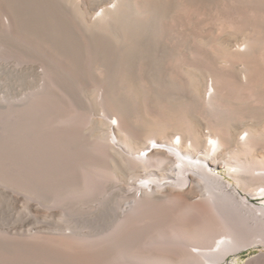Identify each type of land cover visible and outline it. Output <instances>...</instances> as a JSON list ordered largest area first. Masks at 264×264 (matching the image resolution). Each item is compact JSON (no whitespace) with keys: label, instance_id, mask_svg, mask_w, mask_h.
I'll use <instances>...</instances> for the list:
<instances>
[{"label":"bare ground","instance_id":"6f19581e","mask_svg":"<svg viewBox=\"0 0 264 264\" xmlns=\"http://www.w3.org/2000/svg\"><path fill=\"white\" fill-rule=\"evenodd\" d=\"M38 1L73 32L77 60L40 45L41 56L18 58L1 42L4 60L16 62L9 87L35 81L34 97L59 96L62 145L69 133L90 147L85 178H110L105 187L118 190L102 235L69 228L75 239L58 243L104 255L103 264H231L252 248L260 251L245 264H264V0ZM9 4L0 0V11L16 34ZM90 91L101 114L78 131L86 116L75 94ZM29 101L9 103L21 121ZM6 193L21 227L42 214L22 193Z\"/></svg>","mask_w":264,"mask_h":264},{"label":"rangeland","instance_id":"374dc122","mask_svg":"<svg viewBox=\"0 0 264 264\" xmlns=\"http://www.w3.org/2000/svg\"><path fill=\"white\" fill-rule=\"evenodd\" d=\"M3 1L14 6L17 33L6 28L7 19L0 11V44L7 43L20 49L21 55L18 58L41 56L40 49L34 47L40 45L41 49L43 47L54 49L53 52L59 57L77 60V43L73 32L64 27L57 15L45 11L38 0ZM11 61L4 60L0 53V264H103L108 259L106 256L96 258L88 255L79 256L71 249L60 245L58 240L69 238L70 241L74 237L66 236L71 232L69 228L80 231L83 235H92V232L102 235L111 223L104 206L111 202L108 196L117 193L118 190L115 187L112 189L105 187V184L113 181L110 178L102 179L103 187L99 183L101 186H92L88 178H85L88 176L84 171L90 170L91 154L88 151L90 147L83 145L82 142L77 146L72 142L73 138L69 133L66 134L65 146L62 145L58 129L60 126L58 111L61 109L59 96L45 94L41 99L34 97V90L37 88V82L33 81L34 70L30 69L25 73L27 79L33 82L20 85L17 93H12L8 84L12 74L8 68L10 69L16 62ZM2 67L6 69L3 70ZM64 81L72 87L73 80L66 78ZM24 94L30 96V101L25 112L26 117L21 121L22 119L15 117L12 112L14 108L12 109L9 103L21 99ZM75 97L82 112L80 115L86 116V118L80 116L81 119L77 116L79 131L80 125L87 120V115L95 113L99 116L101 107L98 104V97L92 91L88 94L77 92ZM64 110L68 117L73 114V107L68 104ZM62 156L65 159L64 163H61ZM84 166H87L86 169ZM84 180L90 187L84 185ZM11 190L22 193L26 200L34 202L42 211L40 216L35 217L24 227L20 226L19 212L12 207L10 197L6 193ZM116 193L114 197L118 199L121 192L119 191L117 195ZM24 203L21 206H24ZM68 211L74 215L69 212L68 217ZM92 215L96 216L89 217ZM11 227H15L16 230L9 232ZM259 251L249 249L231 264H245Z\"/></svg>","mask_w":264,"mask_h":264}]
</instances>
